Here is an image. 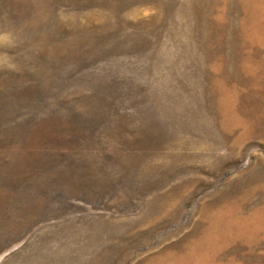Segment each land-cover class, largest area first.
Instances as JSON below:
<instances>
[{
    "label": "rangeland",
    "instance_id": "374dc122",
    "mask_svg": "<svg viewBox=\"0 0 264 264\" xmlns=\"http://www.w3.org/2000/svg\"><path fill=\"white\" fill-rule=\"evenodd\" d=\"M0 264H264V0H0Z\"/></svg>",
    "mask_w": 264,
    "mask_h": 264
}]
</instances>
